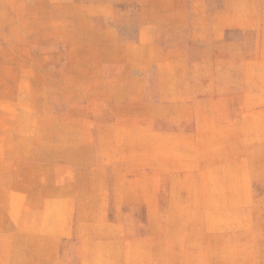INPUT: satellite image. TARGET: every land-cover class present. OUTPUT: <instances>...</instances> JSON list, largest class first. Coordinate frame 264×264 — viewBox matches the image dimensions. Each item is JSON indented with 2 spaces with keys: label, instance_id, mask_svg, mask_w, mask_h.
Wrapping results in <instances>:
<instances>
[{
  "label": "rangeland",
  "instance_id": "1",
  "mask_svg": "<svg viewBox=\"0 0 264 264\" xmlns=\"http://www.w3.org/2000/svg\"><path fill=\"white\" fill-rule=\"evenodd\" d=\"M0 264H264V0H0Z\"/></svg>",
  "mask_w": 264,
  "mask_h": 264
}]
</instances>
